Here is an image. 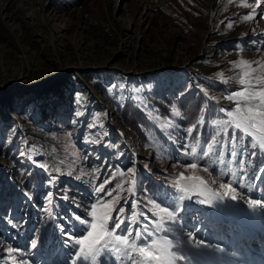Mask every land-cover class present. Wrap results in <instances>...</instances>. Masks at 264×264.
I'll use <instances>...</instances> for the list:
<instances>
[{
	"label": "rangeland",
	"instance_id": "1",
	"mask_svg": "<svg viewBox=\"0 0 264 264\" xmlns=\"http://www.w3.org/2000/svg\"><path fill=\"white\" fill-rule=\"evenodd\" d=\"M240 78L264 87V0H0V264H82L76 217L92 222L93 203L131 223L137 247L168 207L182 254L218 248L201 238L203 199L183 184L206 182L228 211L262 205L264 149L250 146L262 142L227 123L247 115L226 99ZM196 93L199 118L187 120L181 105ZM252 185L257 197L245 195ZM108 247L116 264H142ZM114 260L102 252L97 264Z\"/></svg>",
	"mask_w": 264,
	"mask_h": 264
},
{
	"label": "snow or ice",
	"instance_id": "2",
	"mask_svg": "<svg viewBox=\"0 0 264 264\" xmlns=\"http://www.w3.org/2000/svg\"><path fill=\"white\" fill-rule=\"evenodd\" d=\"M247 6V5H246ZM249 19L251 17H248ZM230 26V25H229ZM247 73L245 72V75ZM238 83L243 87L242 90L234 91L232 94L227 95L226 99L229 101H237L235 105L236 114L241 112L240 101H244L245 106L247 107V115L242 116L240 119H233L232 121L227 122L230 125H234L231 128V132L233 135L239 134V138L243 139L245 134L249 133V129L254 128V124L259 117V120L262 124H264V87H261L258 91L251 90L250 82L246 81L244 78H240ZM264 84V81L260 82ZM256 100L258 104H252L251 101ZM259 107L261 111H254L255 108ZM172 112L179 115L175 108L172 109ZM220 112H224V108H220ZM229 116H235V114L229 110ZM254 148V150L264 149V143H261L258 148L256 145H250ZM236 152L233 151V157L236 156ZM195 167V165H193ZM128 171H132L129 169ZM181 179H185L181 177ZM226 185L222 184L221 187H225ZM98 191L103 192L104 189L98 186ZM129 192L132 191L131 188L128 189ZM111 195V193H107ZM68 199L67 196L64 197ZM180 200H184L185 197L183 195L180 196ZM235 199V197H233ZM258 201L253 200L250 201V205L252 207H256ZM112 211V206L110 204H105L103 209H99L97 203H93L91 205V211L89 215L92 217V222H89L87 219H81L80 217H76L79 224L84 226V231L87 235L83 236L80 239H77L73 242V244L77 248V259L82 262V264H97V257L103 254L105 256H111L115 254V260L112 261V264H116V261L121 259L120 255L117 253V247H108L109 242L113 245H117L121 247L125 258H127L131 253L135 252L141 258L142 264H174L175 260L183 259V257L177 255L173 250V242L170 239H167V233L171 231V229L164 224V217H167L169 222H175L176 212L169 211L168 207H164L160 209L159 214H163L160 216V222H158L151 231L148 230L147 226L144 227V236L143 240L145 241V246L137 247L134 243L130 244L128 241V237L132 235V225L129 223L127 226L122 227V221L120 219H113L110 216ZM111 220V230L108 228V222ZM119 230L122 234L116 235V231ZM160 232L165 233V237L161 240L154 239V234L158 235ZM136 238H141L140 230L138 229L136 232ZM69 241L71 240L70 236L68 237ZM150 241V243H149ZM2 243V241H0ZM32 247L36 246V241H32ZM8 252L10 254V258L15 260V257L11 256L13 249L8 248ZM21 260L24 259L22 253H19ZM26 264V262H25ZM73 264H76V260H73Z\"/></svg>",
	"mask_w": 264,
	"mask_h": 264
},
{
	"label": "bare ground",
	"instance_id": "3",
	"mask_svg": "<svg viewBox=\"0 0 264 264\" xmlns=\"http://www.w3.org/2000/svg\"><path fill=\"white\" fill-rule=\"evenodd\" d=\"M252 104L255 105L258 103L253 102ZM234 118L240 119L241 116L236 115ZM256 122H257V125L254 128L249 129V134H251L255 138V140L264 143V137L262 136L263 133L260 130L261 129L260 124H262V123L260 122L259 117H258V120ZM183 185L188 190V195L190 197L198 196L199 198L203 199V202L205 203L204 207H203V209H204L203 212H205L208 215H215V213L217 211L221 214L222 218H225L227 215H230V216L235 217L237 219H240V217H244V218L252 217L253 218V217H257L255 214H258L259 216H262L264 219V210H263L262 206H258L257 208L256 207L253 208L251 206L248 209V208H246L247 206H249L248 203H247V206L242 205V204H245L244 202H242L244 200L236 203V204H240L239 206L238 205H232L234 207L233 210L228 211V209L231 208V205L229 204L230 202H227L226 200H224L222 198V196H220L217 193L216 190L212 189L211 186H209L204 181L198 182L195 180H190V181H186ZM245 193H247V192H245ZM208 200H210V202ZM211 201L213 203H211ZM224 202H226V203H224ZM241 205L244 206L245 209L242 210L241 212H239ZM221 209H224V210H221ZM245 212H250V213H255V214L246 215ZM237 219H229V220L238 221ZM211 238L212 237L210 236L209 239H211ZM211 242H212V240H211ZM171 250H173L177 255L182 257V252H181L180 248L173 246V248L170 249V251ZM187 252L189 254L197 256L199 258V261L201 262V264H208V263L213 264V260L214 261L217 260L218 262H222L221 264H231L229 262V260H226L227 257H226L225 253L228 254V252L222 251V249H219V248H215V249L214 248H204L201 250H187ZM189 263H190V260L186 259L184 257H183V259H179V260L174 261V264H189Z\"/></svg>",
	"mask_w": 264,
	"mask_h": 264
},
{
	"label": "trees",
	"instance_id": "4",
	"mask_svg": "<svg viewBox=\"0 0 264 264\" xmlns=\"http://www.w3.org/2000/svg\"><path fill=\"white\" fill-rule=\"evenodd\" d=\"M201 99L202 98L201 96L198 95V93H196L195 97L190 96V97L184 98L185 102H183L181 106L183 109L182 111L184 113V116L187 120H192V119L196 120L199 118L198 111L201 109L202 104H203V102L199 103V100ZM124 115L130 120L134 118V116L132 115H126V112L124 113Z\"/></svg>",
	"mask_w": 264,
	"mask_h": 264
}]
</instances>
